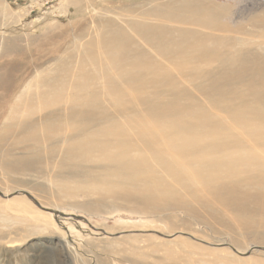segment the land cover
Masks as SVG:
<instances>
[{"label": "bare ground", "instance_id": "1", "mask_svg": "<svg viewBox=\"0 0 264 264\" xmlns=\"http://www.w3.org/2000/svg\"><path fill=\"white\" fill-rule=\"evenodd\" d=\"M159 1L139 12V20L109 21L98 55L88 41L92 71L60 64L43 92L14 105L10 119L21 110L25 118L17 140L28 143L36 160L45 159L61 191L90 198L85 208L132 203L208 216L222 226L226 219L238 230L264 225V48L224 40L220 33L231 31L228 4ZM251 6V13L260 10L251 22L264 42V0ZM235 13L243 18L244 10ZM97 60L107 67L99 69ZM13 126L0 134V144ZM230 243L241 252L248 246ZM251 245L264 246V232ZM61 250L69 263L73 253Z\"/></svg>", "mask_w": 264, "mask_h": 264}, {"label": "rangeland", "instance_id": "2", "mask_svg": "<svg viewBox=\"0 0 264 264\" xmlns=\"http://www.w3.org/2000/svg\"><path fill=\"white\" fill-rule=\"evenodd\" d=\"M158 1L51 0L30 7L24 1L0 0V134L14 124L0 144V264H254L257 260L264 264V249L260 248L264 246L251 245L264 232L263 224L239 225L238 230L226 219L222 226L208 216L200 220L182 210L135 208L132 203L106 202L98 210L85 208L83 203L90 198L61 191L45 159L36 160L25 148L28 143L17 140L25 118L21 110L16 119H10L14 105L32 92H43L49 72L60 64L75 72L78 66L84 72L92 71V62L85 57L88 41L94 40L98 55L102 52L100 36L109 29V21L121 25L139 20V12L162 2ZM214 1L230 7L226 20L231 31L220 33L226 42L239 38L264 48L259 25L251 22L252 13L260 10L250 11L251 5L263 0ZM127 8L134 11L129 13ZM240 9L243 18L235 13ZM145 48L151 53L150 47ZM96 63L99 69L107 67L104 60ZM195 94L207 106L205 96ZM21 203L29 210L22 209ZM42 208L58 210L61 215ZM171 223L177 229L168 232ZM179 239L202 249L175 241ZM232 239L248 245L247 249L237 250ZM62 245L73 253L69 263L63 259ZM231 257L248 260L240 263Z\"/></svg>", "mask_w": 264, "mask_h": 264}, {"label": "built area", "instance_id": "3", "mask_svg": "<svg viewBox=\"0 0 264 264\" xmlns=\"http://www.w3.org/2000/svg\"><path fill=\"white\" fill-rule=\"evenodd\" d=\"M15 1H24V2H28V6L30 7H34L37 4H47L49 3V1L51 0H15Z\"/></svg>", "mask_w": 264, "mask_h": 264}, {"label": "water", "instance_id": "4", "mask_svg": "<svg viewBox=\"0 0 264 264\" xmlns=\"http://www.w3.org/2000/svg\"><path fill=\"white\" fill-rule=\"evenodd\" d=\"M3 194L0 192V196H2ZM40 207V206H39ZM42 209H44V210H46V211H48V212H51V213H53L55 216H57V215H61L60 214V211H58V210H50V209H47V208H42ZM261 249H264V247H260ZM248 252H246V254H247Z\"/></svg>", "mask_w": 264, "mask_h": 264}]
</instances>
